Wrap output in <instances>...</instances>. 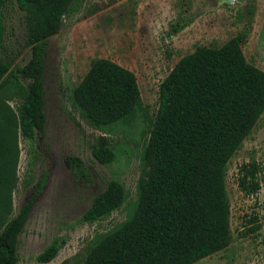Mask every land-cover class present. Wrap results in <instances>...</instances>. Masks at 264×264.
<instances>
[{
  "label": "trees",
  "instance_id": "obj_1",
  "mask_svg": "<svg viewBox=\"0 0 264 264\" xmlns=\"http://www.w3.org/2000/svg\"><path fill=\"white\" fill-rule=\"evenodd\" d=\"M8 1L0 0V46ZM76 1L15 0L24 13V43L31 56L21 66L0 56V264H17L19 235L33 202L13 212L18 138L33 141L44 132L47 42ZM183 27L177 23L172 31ZM247 37L244 27L220 46H196L160 82L158 109L141 151L142 171L132 209L112 229L93 237L77 264H193L229 245L228 162L264 112V70L246 59L242 45ZM72 94L97 129L144 115L135 73L109 58L92 59ZM13 98L19 100L15 109L9 103ZM91 152L106 166L116 159L106 135L94 138ZM78 162V157L65 158L71 169ZM257 172L254 161L239 168L238 186L247 195L261 187ZM44 179L36 183V193ZM127 198L125 185L111 178L79 221L101 220ZM260 227L256 223L249 232ZM65 242L54 237L36 260L50 262Z\"/></svg>",
  "mask_w": 264,
  "mask_h": 264
},
{
  "label": "rangeland",
  "instance_id": "obj_2",
  "mask_svg": "<svg viewBox=\"0 0 264 264\" xmlns=\"http://www.w3.org/2000/svg\"><path fill=\"white\" fill-rule=\"evenodd\" d=\"M3 11L0 56L21 66L31 56L24 43V13L15 0L8 1ZM177 23L184 27L173 32ZM244 27L248 29L244 55L264 70V0H77L72 5L47 42L44 132L33 141L18 138L13 212L33 202L19 235L17 264L81 263L93 237L128 216L142 171L141 151L158 109L160 82L196 46H220ZM97 57L109 58L135 73L144 115L103 130L92 126L72 91ZM9 103L15 109L19 100ZM98 135H106L116 153L115 161L107 166L91 152ZM67 156L80 159L74 169L66 165ZM250 161L257 165L261 187L247 195L240 190L238 177L240 166ZM43 178L36 193V183ZM111 178L125 185L126 202L94 223L79 221ZM226 190L232 239L226 248L193 264H264V112L228 162ZM256 223H261L260 229L249 232ZM54 237L65 238V244L53 260L38 262L36 255Z\"/></svg>",
  "mask_w": 264,
  "mask_h": 264
}]
</instances>
